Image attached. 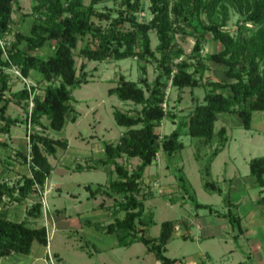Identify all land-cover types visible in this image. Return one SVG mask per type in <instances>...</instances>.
<instances>
[{
    "label": "trees",
    "instance_id": "16d2710c",
    "mask_svg": "<svg viewBox=\"0 0 264 264\" xmlns=\"http://www.w3.org/2000/svg\"><path fill=\"white\" fill-rule=\"evenodd\" d=\"M17 1L0 0V104L3 103L0 106L3 123L0 133L10 134L13 126L23 122L33 126L34 130L28 134L29 152L15 151L17 161L28 165L31 173L9 183L4 178L7 168L0 171V258L10 257L14 252L29 254L36 242L49 244L48 228L38 222L44 216L42 200L29 207L23 220L10 218L8 207L24 203L33 194L42 196L54 169L49 156L69 147L68 139L55 138L46 132L64 129L68 114L75 109L72 104L75 102L74 89L89 82L84 73V78L78 73L75 56L79 41L91 38L79 51L88 60H154L158 74L152 82L145 76L139 81L121 77L117 85L108 90L109 95L142 107L135 115L119 109L113 112L117 124L126 130L116 143H105L104 156L95 162L96 166H113L106 191L114 199L112 206L107 207L114 219L104 225L89 220L86 223L96 230L115 234L119 246L144 243L162 264H184L181 259L165 254L177 226L175 221L165 220L157 237L147 233L154 223V214L144 215L145 197H139L145 172L161 150L173 153L184 147L183 128H187L191 137L199 138L197 143L207 146L216 135V122L221 113L238 114L242 126L250 129L254 111H264V0H150L153 16L148 22L139 20L138 14L144 9L141 0H121L116 16L110 7L100 8L102 0H91L89 4L84 0H34L35 17L30 31H17L14 41L2 44L1 40L13 31ZM232 12L239 17L234 33L226 29ZM151 30L158 36L156 49L152 48ZM174 31L194 37L190 57L196 60L195 63L187 59L176 61L184 50L174 42ZM210 39L221 46L217 51L203 54ZM47 45L53 48L52 52L39 54L38 51ZM208 61L226 66L227 79L206 78L204 100L195 104L187 122H181L160 140L156 128L170 113L165 106L169 85L179 90L203 85ZM13 67L25 79H35L33 73L41 75L37 82L47 83L44 94H38L34 84L30 88L24 86L12 90L13 74L9 69ZM143 71H146L144 66ZM226 89L229 90L227 94ZM8 92L14 101L25 103L26 119L7 114ZM44 118L48 119L47 124ZM75 120L73 117L72 121ZM226 133L225 126L218 130L220 147L213 152L214 156L225 147ZM4 143L0 140V145ZM123 156L139 158L141 162L130 170L118 160ZM10 163L13 165L15 161ZM249 166L250 174L261 188L258 201L264 202V156L253 158ZM81 169L78 166V170ZM180 179V186L188 192L186 180L183 176ZM205 186L222 194V189L214 182L206 181ZM85 187L93 195L100 189V186L95 189L91 185ZM227 200L225 197L228 204L225 216L238 231L234 236L239 237L244 233L241 218L231 209L236 204ZM196 206L208 207L198 201ZM183 237L187 239L189 235Z\"/></svg>",
    "mask_w": 264,
    "mask_h": 264
},
{
    "label": "rangeland",
    "instance_id": "374dc122",
    "mask_svg": "<svg viewBox=\"0 0 264 264\" xmlns=\"http://www.w3.org/2000/svg\"><path fill=\"white\" fill-rule=\"evenodd\" d=\"M90 1L84 0L86 4ZM141 1L144 9L138 14L139 20L148 22L153 16L150 11L151 3L150 0ZM33 4L34 0L17 1L13 14V31L1 40L2 44L14 41V33L17 31L23 33L30 31L35 17ZM99 6L102 9L105 6L110 7L116 16L118 9L121 8V0H102ZM238 18V15L232 12L226 29L234 33ZM105 23L104 21L103 24ZM172 34L174 42L184 50V54L176 61L187 59L188 62L195 63L196 60L190 57L195 43L194 37L179 31H174ZM150 36L152 48L156 49L159 43L158 36L154 30L150 31ZM90 39L84 38L79 41L75 56L78 73L83 78L85 74L89 82L82 83L74 89L75 102L72 104L75 109L68 114V123L64 129L61 131L50 129L46 132L55 138L68 139L69 147L66 150L59 149L56 155L49 156L54 169L48 178L43 195L33 194L22 204L14 203L8 207V215L12 219L23 220L27 210L35 201L39 199L43 201L44 216L38 222L49 220L52 217L50 213L54 219H52L53 225L51 222L49 226V246L45 254L48 264H52L50 255L55 264H100L101 256L117 257L123 264H135L137 263L135 258L130 263L126 260L136 257L137 254L144 255L146 250L144 243L138 242L131 247H118L115 251L106 253L104 248L116 244V235L107 234L101 229L96 230L85 220L98 222L100 225L113 221L114 215L107 207L112 206L114 199L106 191L112 177L110 173L113 166L104 164L96 166L95 161L104 156L105 143H116L126 130L124 126L117 124L113 112L119 109L135 115L142 107L141 104L136 105L130 100L124 101L116 95H109L108 90L116 86L121 77L139 81L145 76L152 82L158 74V69L154 60L147 62H142L138 58L118 61L88 60L81 56L79 51ZM220 46V43L210 39L204 46L203 54L217 51ZM52 50L53 48L47 45L38 53L47 55ZM156 55L160 56L158 52ZM207 64L209 69L202 81L203 85L196 88L187 87L184 90L169 85L165 106L170 113L156 128V132L161 136L160 140L181 122H187L195 104L204 100L207 90L206 78L227 79L226 66L211 61ZM143 66L146 68L145 72ZM192 69L193 67L190 68ZM9 71L13 74L12 90L34 84L36 92L44 94L47 83L37 82L41 75L33 73L35 79H25L15 67ZM224 92L227 94L229 90L226 89ZM10 96L9 92L6 93V97L10 100L7 114L26 119L27 110L23 105L25 103H18ZM31 107L32 104L29 105V109ZM73 117L76 118L75 121H72ZM44 121L48 123L47 118H44ZM2 124L0 121V125ZM222 126L227 129L228 140L225 147L214 156L213 152L220 147L217 132ZM36 128L40 129V127ZM33 130V126L23 122L13 126L10 134L0 133V140L5 142L0 145V159L3 160L0 161V171L2 168H7L4 178L9 183H15L22 175L31 173L28 165L17 161L15 151L20 149L25 153L29 152L28 134ZM183 131L184 147L173 153L161 150L154 162L146 169L143 191L139 197H145L144 215L148 217L151 213L154 214V223L148 227L147 233L151 236H159L165 220H173L178 230L183 229L182 219L185 218L187 223H192L191 233H199L204 237L201 236L200 241H197L192 238L193 235H189L186 239L174 233L175 235L167 245L165 252L167 256L191 263L197 259L199 252L207 250L215 264H264V260L259 261L256 254L260 246L264 247V235L263 232L261 233V228L264 227V203H257L258 196H261V188L256 183L255 177L250 174L249 166L253 158L264 156V111H254L250 129L242 126L238 114L221 113L216 122V135L207 146L202 145V142L197 143L199 138L188 135L187 128H183ZM9 159L14 160L15 163L12 165ZM118 160L130 170L141 162L139 158L127 156ZM78 166L82 169L78 170ZM87 166L90 167L89 170L86 169ZM182 176L186 180L188 192L180 186L179 180ZM206 181L214 182L217 188L222 189V194L207 188ZM86 185H91L93 189L100 186V189L93 195L85 187ZM225 197L233 203L239 199L241 204L231 209L234 214L244 217L243 225L250 222V225L256 227L258 238L253 237L247 240L244 237L237 241L234 239L238 231L234 229L228 216H225L228 212ZM197 201L207 204L208 207H197ZM77 210L81 212L80 215L76 214ZM253 213L258 215L256 219H250ZM80 219L84 225L83 230L78 226ZM205 232H210L212 235L209 236ZM84 241L85 250L93 252L92 257L86 251L77 248V244ZM36 246L39 245L36 244ZM100 248L103 249L102 255H99L96 250ZM33 252L34 254L37 252L36 247ZM56 252L62 257L61 261L54 258V255L58 256L54 254ZM262 252L264 253V250ZM4 261V258H0V264H4ZM115 263L121 264L120 261ZM139 264H161V262L154 253H149L144 261L141 259Z\"/></svg>",
    "mask_w": 264,
    "mask_h": 264
},
{
    "label": "crops",
    "instance_id": "0c3cea01",
    "mask_svg": "<svg viewBox=\"0 0 264 264\" xmlns=\"http://www.w3.org/2000/svg\"><path fill=\"white\" fill-rule=\"evenodd\" d=\"M260 197L261 196H258L257 199L259 200ZM258 200H257L258 204L264 203V202H259ZM234 204H236V206H239L241 204V202L238 199L236 202H234ZM75 212H76L77 215L81 214V212L78 211V210L75 211ZM50 215L52 217H50L49 220L47 219L46 222L42 221V223H41V224H45L47 226L48 232H49L50 223L54 220L53 219V215L51 213H50ZM256 216H258V215L256 213H253L252 215H250V219L251 218L252 219H256ZM240 218H241L242 226L244 228V233L239 235V237H235L234 236V239L237 241V240L242 239L244 237H246L247 240L250 239V238L252 239L253 237L258 238V231H257L256 227H254L253 225H250V222H246V224L243 225V218L244 217L242 215H240ZM78 221L80 222V224L78 223V226L81 228V230H83L84 229V225L81 223V219L78 220ZM182 223H183V225H182L183 229H179L178 230L177 227H176L174 232H173V236L175 235L174 233H177V235H180L181 237H183L185 234H188V235H193V237H192L193 239H195L197 241L198 240L200 241V237L203 236V235H201L199 233L198 234L197 233H195V234L191 233L192 223L191 222L187 223V219L185 220V218L182 219ZM52 225H53V222H52ZM201 228H202V226H201ZM261 229H262V231L260 229L259 230L261 231V233L263 232V235H264V227H262ZM77 230H78V228H77ZM205 233L207 235H209V236L212 235L210 232H205ZM202 234H203V230H202ZM173 236H172V238H173ZM136 243H138V242H136ZM36 244H38L39 246H36ZM132 245H130V246H119L117 244V242H116L115 245H111V246H109L107 248H104V252L106 251V253H109L110 251L111 252L115 251L118 247H131ZM48 246H49V244L47 246H45V245H41V244L36 242V243L33 244L31 253H29V254H21V253L14 252L10 257L4 258L5 259L4 264H48L47 260L45 258V254H46V252L48 250ZM35 247L37 248V252L34 254L33 250H34ZM260 247L256 251V254L258 255L257 257H258L259 261L264 260V253L262 252L264 250V247H261V248ZM77 248H79L82 251H86L85 250L86 249L85 241H84V243L80 242L79 244H77ZM96 250H97V253L99 255H102L103 249L100 248V249H96ZM86 252H87L88 255H90V257L93 256V252H91V251H86ZM149 253H153V252L148 251V249L146 247L144 255L137 254L136 257L133 256V257H130L129 260L127 259L126 262L130 263L132 260H134L133 258H135V260L137 261V263H135V264H139L141 259H142V261H144L145 257ZM54 254H58V256L56 255L57 257H55V255H54V258H57L58 261L62 260V257L59 255L58 252H56ZM198 254L199 255H198L197 259H195L191 263L184 262V264H215V262L212 260L211 255L209 254V252L207 250L199 252ZM141 256H142V258H141ZM99 259H100V264H116L115 263L116 261H120V263L123 264L121 259H119L117 257H113V256H111V257H109V256L102 257L101 256ZM161 264H162V262H161Z\"/></svg>",
    "mask_w": 264,
    "mask_h": 264
},
{
    "label": "built area",
    "instance_id": "2783aa9c",
    "mask_svg": "<svg viewBox=\"0 0 264 264\" xmlns=\"http://www.w3.org/2000/svg\"><path fill=\"white\" fill-rule=\"evenodd\" d=\"M17 72H18V70H17ZM18 73L21 75V73H20V72H18ZM28 88H30V86H29ZM50 260H51L52 264H55V262H54V260H53V258H52V256H51V255H50Z\"/></svg>",
    "mask_w": 264,
    "mask_h": 264
}]
</instances>
